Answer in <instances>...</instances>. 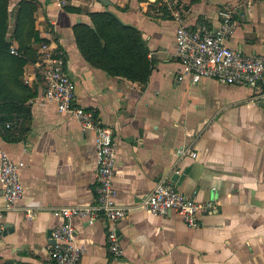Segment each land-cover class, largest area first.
Wrapping results in <instances>:
<instances>
[{"label":"crops","instance_id":"0c3cea01","mask_svg":"<svg viewBox=\"0 0 264 264\" xmlns=\"http://www.w3.org/2000/svg\"><path fill=\"white\" fill-rule=\"evenodd\" d=\"M20 1L7 0L11 14ZM33 1L39 38L64 54L75 102L112 130L119 147L113 201L128 210L115 226L124 255L120 263L109 255L105 219L76 218V242L84 248L78 264H264V98L255 88L208 78L176 82L182 68L175 56L177 18L188 27H216L224 10L236 24L226 45L264 56V0H64L60 8L61 0ZM92 12H110L140 31L153 62L143 88L84 60L73 27L90 25ZM12 24L10 17L8 35ZM42 44L34 46L38 54ZM38 62L24 66V80L37 90L27 137H0V151L21 164L23 187L16 210H5L0 186V264H54L51 232L61 219L52 211L95 199L93 133L43 100ZM162 179L214 202L198 215L199 227L188 228L175 212L154 217L137 207ZM26 209L35 212L32 220Z\"/></svg>","mask_w":264,"mask_h":264},{"label":"built area","instance_id":"2783aa9c","mask_svg":"<svg viewBox=\"0 0 264 264\" xmlns=\"http://www.w3.org/2000/svg\"><path fill=\"white\" fill-rule=\"evenodd\" d=\"M63 5L64 0L57 4L59 8ZM177 21L175 56L182 71L176 77V82L187 78L191 84H196L208 78L223 84L255 88L258 97L264 98V56L243 54L226 45L236 26L232 11L220 12L216 27L204 22L188 27L178 18ZM10 54L18 55L15 45L10 47ZM39 55L38 67L41 69L44 84L43 100L52 102L58 113L76 119L82 131H91L95 149L94 203L60 207L52 211L55 217L61 219V223L51 232L50 258L54 264H78L84 248L76 242L73 219H83L88 224H93L102 217L107 224V251L115 262L120 263L124 250L115 226L128 210L117 206L113 201L116 194L113 179L118 143L112 130L101 125L92 110L75 102V83L67 72L64 54L42 44ZM180 154L184 155V151H180ZM189 155L192 158L196 156L193 152H189ZM20 165L12 162L5 152L0 151V186L5 210H16V204L23 196V187L19 180ZM213 205L214 202L198 201L182 193L162 179L137 207L154 217L175 212L181 216L188 228L193 229L199 227L198 215L212 209ZM34 217L33 210H25L26 220Z\"/></svg>","mask_w":264,"mask_h":264},{"label":"trees","instance_id":"16d2710c","mask_svg":"<svg viewBox=\"0 0 264 264\" xmlns=\"http://www.w3.org/2000/svg\"><path fill=\"white\" fill-rule=\"evenodd\" d=\"M35 13L33 0H21L14 14L8 11L7 0H0V137L6 142L23 141L28 134L30 100L37 90L25 82L24 66L38 59L34 46L42 44L35 26ZM88 16L90 25L80 23L73 27L75 43L84 60L111 77L143 88L153 62L140 31L121 24L110 12H92ZM10 17L13 24L8 35ZM12 45L16 46L18 55L10 54Z\"/></svg>","mask_w":264,"mask_h":264},{"label":"water","instance_id":"95a60500","mask_svg":"<svg viewBox=\"0 0 264 264\" xmlns=\"http://www.w3.org/2000/svg\"><path fill=\"white\" fill-rule=\"evenodd\" d=\"M178 177H179V176H177V174H174V175L172 176V181H176V180L178 179Z\"/></svg>","mask_w":264,"mask_h":264}]
</instances>
